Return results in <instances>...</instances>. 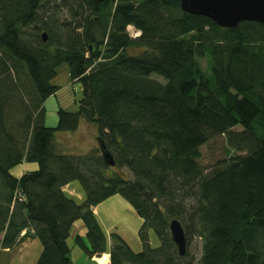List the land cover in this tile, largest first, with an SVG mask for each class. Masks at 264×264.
<instances>
[{"label":"trees","instance_id":"16d2710c","mask_svg":"<svg viewBox=\"0 0 264 264\" xmlns=\"http://www.w3.org/2000/svg\"><path fill=\"white\" fill-rule=\"evenodd\" d=\"M61 63L81 96L46 126ZM82 121L113 166L99 147L61 151L57 134ZM219 136L232 155L205 171L200 148ZM25 162L36 169L17 177ZM75 180L81 202L62 190ZM115 194L142 219V248L112 233L110 264H264V24L222 28L180 0H0V248L26 231L41 244L35 264H72L67 237L80 219L90 248L76 243L99 254L106 235L91 207Z\"/></svg>","mask_w":264,"mask_h":264},{"label":"rangeland","instance_id":"374dc122","mask_svg":"<svg viewBox=\"0 0 264 264\" xmlns=\"http://www.w3.org/2000/svg\"><path fill=\"white\" fill-rule=\"evenodd\" d=\"M62 15H65V11H62ZM200 64L204 70H206L207 62L205 59L200 60ZM160 80V79H159ZM52 84L56 85L58 90L55 95H51L44 101V123L46 126H54L57 123V110L63 108L67 111H74L77 108L78 99L81 96V87L79 83L73 82L68 74V65L61 63L57 66L56 76L52 79ZM96 128L86 122L82 121L79 123L78 128L72 132H59L56 136L58 146L62 149L61 151H67L75 154H85L93 148H98V142L96 137ZM201 157L199 159L200 165L208 171L216 165V163L223 162L226 157L232 155L231 150L225 145V138L219 136L212 138L205 145L200 148ZM17 168V167H16ZM16 168L14 169V174ZM18 175L29 172L28 170L18 169ZM21 171V172H20ZM114 172L117 169L113 170ZM73 187H77L80 191H83L78 181L71 182ZM133 233V232H132ZM131 234V231H130ZM127 234V239L131 245L135 243L133 234ZM138 238V236L136 237ZM149 242L151 246L158 244V239L152 231H149ZM39 244L38 249L33 245H29L25 251L16 254L9 260V264H30L32 259H36L40 252L41 245ZM134 247V246H132ZM134 251L135 248H132ZM190 252L194 254V257L198 258L201 250V241L199 238L194 237L191 239ZM27 258L31 260H26ZM3 264V263H1ZM4 264H7L5 260Z\"/></svg>","mask_w":264,"mask_h":264},{"label":"crops","instance_id":"0c3cea01","mask_svg":"<svg viewBox=\"0 0 264 264\" xmlns=\"http://www.w3.org/2000/svg\"><path fill=\"white\" fill-rule=\"evenodd\" d=\"M19 167L28 171H33L36 169V165L34 163L28 162H25ZM19 167H17L15 170V172L17 171L15 174L17 175L19 172ZM20 174L21 173H19V176ZM62 190L66 193V195L74 199L76 202H81L84 199L83 191H80L77 187H73L72 183L64 185ZM91 211L96 217L98 223L100 224L102 230L106 235L105 250L99 254H88L85 248L76 243L75 239L79 237L85 247L90 248V245L86 239L85 226L80 219L76 220L73 223L71 233L67 237V244L70 247L69 257L72 264H110V234L112 233H116L121 238H123L131 249L135 248V250H140L142 248V244L138 234L139 228L142 224V219L123 197L117 194L112 195L106 198L105 200L101 201L100 203L96 204L95 206H92ZM130 231L131 234L134 233L136 237L138 236V238L134 237V245H131V243H129L126 237L127 234H130ZM21 237L22 239L20 243L17 244L14 248H0V264H4L5 260H7V264H9V260L12 257H14L16 254L25 251L29 245H33L35 246V248L38 249L39 244L37 243L40 242L30 233L22 231ZM37 258H34L32 260L27 258L26 260H31L30 264H35Z\"/></svg>","mask_w":264,"mask_h":264},{"label":"water","instance_id":"95a60500","mask_svg":"<svg viewBox=\"0 0 264 264\" xmlns=\"http://www.w3.org/2000/svg\"><path fill=\"white\" fill-rule=\"evenodd\" d=\"M182 11L211 19L222 28H234L240 22L253 21L264 24V0H180ZM102 160L106 166H113L111 153L97 138ZM169 231L179 253L185 251V236L180 223L171 220Z\"/></svg>","mask_w":264,"mask_h":264},{"label":"built area","instance_id":"2783aa9c","mask_svg":"<svg viewBox=\"0 0 264 264\" xmlns=\"http://www.w3.org/2000/svg\"><path fill=\"white\" fill-rule=\"evenodd\" d=\"M127 31H128V33H129V35L131 36V37H136V36H138L139 35V31L138 30H135L133 27H131V26H128L127 27Z\"/></svg>","mask_w":264,"mask_h":264},{"label":"bare ground","instance_id":"6f19581e","mask_svg":"<svg viewBox=\"0 0 264 264\" xmlns=\"http://www.w3.org/2000/svg\"><path fill=\"white\" fill-rule=\"evenodd\" d=\"M102 262V261H101Z\"/></svg>","mask_w":264,"mask_h":264}]
</instances>
